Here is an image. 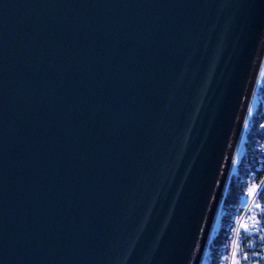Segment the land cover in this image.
<instances>
[{"label": "water", "instance_id": "water-1", "mask_svg": "<svg viewBox=\"0 0 264 264\" xmlns=\"http://www.w3.org/2000/svg\"><path fill=\"white\" fill-rule=\"evenodd\" d=\"M262 73L264 0H0V264H203Z\"/></svg>", "mask_w": 264, "mask_h": 264}, {"label": "trees", "instance_id": "trees-1", "mask_svg": "<svg viewBox=\"0 0 264 264\" xmlns=\"http://www.w3.org/2000/svg\"><path fill=\"white\" fill-rule=\"evenodd\" d=\"M258 93L261 100L246 125L242 144L243 156L230 177L217 220L218 230L213 233L205 258L207 264H218L223 254L228 251L229 233L235 225L238 202L242 197L247 198L249 187L260 181L264 170V79L261 81ZM259 165L262 166V171H257ZM256 203L264 204V188L259 191ZM260 222L262 231L253 236L251 250L247 249V259L240 254L236 256L239 264H264V259L253 256L254 252H264V239H261L264 237V212L261 211ZM244 239L242 244L246 241V238Z\"/></svg>", "mask_w": 264, "mask_h": 264}, {"label": "built area", "instance_id": "built-area-1", "mask_svg": "<svg viewBox=\"0 0 264 264\" xmlns=\"http://www.w3.org/2000/svg\"><path fill=\"white\" fill-rule=\"evenodd\" d=\"M258 99H261V97L259 94H256V101H255L254 105L256 104V102L258 105ZM253 112H254V108H253L252 114H253ZM259 170L262 171L261 165H259L257 171H259ZM256 186L259 187V189H260L259 191H261L264 188V170H263L261 179H260V181H258ZM258 194H259V192L255 195L254 199L249 197V204L241 209V219L238 221V226H237V228H235L234 233L232 235V239H231L230 245H229V258L226 259V264H232L234 251L237 252V254H240L241 257H243L245 259V257H247V255H248V251L251 250L250 245L253 242V238H254L253 236L262 231L261 222H260V210L256 209L254 207L255 204H258V203H256V198H257ZM253 216H255L257 218L258 223L251 219V217H253ZM244 222H247L249 224V228L247 231H244L243 229L240 228V224L244 223ZM244 238H246V241L242 244V240ZM247 249H248V251H247ZM253 256L257 259H260V257L262 259H264V252L263 253L254 252ZM203 264H207L205 262V260H204Z\"/></svg>", "mask_w": 264, "mask_h": 264}, {"label": "snow or ice", "instance_id": "snow-or-ice-1", "mask_svg": "<svg viewBox=\"0 0 264 264\" xmlns=\"http://www.w3.org/2000/svg\"><path fill=\"white\" fill-rule=\"evenodd\" d=\"M262 75H264V73H262ZM249 114H251L250 111H249ZM259 190H260L259 187L256 185L249 187L248 189L249 197L254 199L255 195L259 192ZM254 207L256 209H259L261 212H264V204H255ZM251 219L258 223L257 218L255 216L251 217ZM240 228L243 229L244 231H247L249 228V224L247 222L241 223ZM261 239H264V237H261ZM236 256H237V252L234 251L232 264H239V261L235 258ZM225 259H227V257H225ZM245 259H247V257H245Z\"/></svg>", "mask_w": 264, "mask_h": 264}, {"label": "bare ground", "instance_id": "bare-ground-1", "mask_svg": "<svg viewBox=\"0 0 264 264\" xmlns=\"http://www.w3.org/2000/svg\"><path fill=\"white\" fill-rule=\"evenodd\" d=\"M260 100H261V99H258V103L260 102ZM246 196H247V198L242 197V198L239 200V202H238L239 207H238V209L236 210L237 218H236V221H235V225H234V227L232 228V230H231L230 233H229V242H230L231 239H232V235H233V233H234L235 228H237V226H238V221L241 219V209L249 204V195L247 194ZM229 245H230V244H229ZM225 257L229 258V249H228V251H227L225 254H223V256L221 257V259H220V261L218 262V264H226V259H225Z\"/></svg>", "mask_w": 264, "mask_h": 264}, {"label": "rangeland", "instance_id": "rangeland-1", "mask_svg": "<svg viewBox=\"0 0 264 264\" xmlns=\"http://www.w3.org/2000/svg\"><path fill=\"white\" fill-rule=\"evenodd\" d=\"M264 79V76L262 77V79L260 80V83H259V86H258V89H257V94H259L258 92L260 91V88H261V81ZM260 95V94H259ZM254 111L256 110V108H257V102H256V104L254 105ZM254 113V112H253ZM252 116V115H251ZM251 118V117H250ZM249 118V119H250ZM249 121V120H248ZM245 130H246V128H245ZM244 133H245V131H244ZM244 136V135H243ZM242 144H243V138H242V141H241V145H240V152H242ZM243 153V152H242ZM232 175V174H231ZM242 195H244V194H242ZM239 254H237V256H238Z\"/></svg>", "mask_w": 264, "mask_h": 264}]
</instances>
